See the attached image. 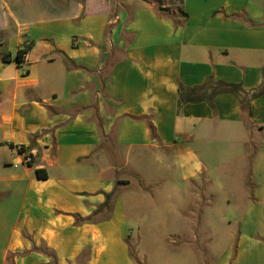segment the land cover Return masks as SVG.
<instances>
[{
  "label": "crops",
  "instance_id": "1",
  "mask_svg": "<svg viewBox=\"0 0 264 264\" xmlns=\"http://www.w3.org/2000/svg\"><path fill=\"white\" fill-rule=\"evenodd\" d=\"M0 41V264H138L155 193L212 187L264 264V0H0Z\"/></svg>",
  "mask_w": 264,
  "mask_h": 264
},
{
  "label": "rangeland",
  "instance_id": "2",
  "mask_svg": "<svg viewBox=\"0 0 264 264\" xmlns=\"http://www.w3.org/2000/svg\"><path fill=\"white\" fill-rule=\"evenodd\" d=\"M236 163L237 160L227 162L222 169L231 175V178L222 180L232 187L238 182L234 177L237 171H234ZM173 185L175 184L168 181L163 182L161 186ZM211 189L209 199L203 201L198 198V201L186 210L187 214L181 217L177 213L179 205L185 203L184 195H179V200L178 195L155 193V202L144 210L150 217L138 230L141 241L132 243L135 261L138 264H235L238 241H233V238H237L240 232L242 211L227 209L226 202L231 199L233 204L238 206L245 193H230L227 188L222 191L215 187ZM156 212L158 216L154 215ZM227 215L233 220L231 224L225 219ZM137 248L141 259L136 257Z\"/></svg>",
  "mask_w": 264,
  "mask_h": 264
},
{
  "label": "trees",
  "instance_id": "3",
  "mask_svg": "<svg viewBox=\"0 0 264 264\" xmlns=\"http://www.w3.org/2000/svg\"><path fill=\"white\" fill-rule=\"evenodd\" d=\"M1 43V41H0ZM31 50V46H26L23 50H20L17 54V57H16V61L18 63H22L23 61V56L25 54H27L29 51ZM0 54H1V57L4 61H11L12 60V55L11 53L3 46L0 44ZM225 89L223 91H227V92H232V93H235L236 95H238L239 97H241V105L243 107V110L249 112V114H251V110H250V104L248 102L245 101V98L241 96V91H240V88L238 86H235V85H228V84H225ZM184 91L185 89L184 88H181L180 89V94L181 96L184 95ZM264 92V87H262L259 92H257L256 94H254L255 96H258L260 95L261 93ZM247 103V104H246ZM21 152L22 153H25L26 150L24 149V147L21 149ZM36 161V157H33V161L31 164H34ZM37 176L41 179H44V178H47L46 175H42V171L41 170H37ZM112 198V195H107V201H106V204L105 206H108L109 203H110V200Z\"/></svg>",
  "mask_w": 264,
  "mask_h": 264
},
{
  "label": "built area",
  "instance_id": "4",
  "mask_svg": "<svg viewBox=\"0 0 264 264\" xmlns=\"http://www.w3.org/2000/svg\"><path fill=\"white\" fill-rule=\"evenodd\" d=\"M33 155H26L25 156V162L26 163H32V161H33Z\"/></svg>",
  "mask_w": 264,
  "mask_h": 264
}]
</instances>
